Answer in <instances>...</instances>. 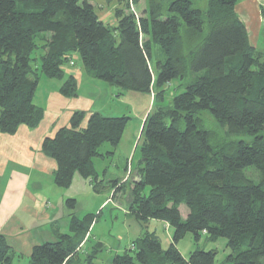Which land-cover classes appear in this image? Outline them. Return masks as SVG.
<instances>
[{"label": "trees", "instance_id": "trees-1", "mask_svg": "<svg viewBox=\"0 0 264 264\" xmlns=\"http://www.w3.org/2000/svg\"><path fill=\"white\" fill-rule=\"evenodd\" d=\"M140 1L104 0L114 8L116 24L109 26L89 0H0V134L42 121L43 108L34 103L41 79L61 82L65 98L78 96L77 77L64 71L76 54L87 76L119 94L152 93L157 103L142 124L129 211L141 224H167L171 241L163 251L146 231L110 264H213L215 250L181 256L176 244L186 234L196 243L224 239L226 263L264 264V54L250 45L237 0H147L138 15ZM172 82L178 85L170 104L162 105ZM200 113L251 141L214 138ZM86 116L73 112L68 126L42 141V153L56 163L57 188H68L78 174L98 192L92 159L103 144L117 147L128 122L91 112L82 127ZM64 206L69 235L54 230L56 240L35 245L27 264H94L92 253L79 258L94 216L77 218L74 199ZM13 259L0 234V264Z\"/></svg>", "mask_w": 264, "mask_h": 264}, {"label": "rangeland", "instance_id": "rangeland-1", "mask_svg": "<svg viewBox=\"0 0 264 264\" xmlns=\"http://www.w3.org/2000/svg\"><path fill=\"white\" fill-rule=\"evenodd\" d=\"M95 7L96 12L106 11L107 5L104 0H89ZM147 7V0H141L136 8L139 12L141 7ZM135 8V7H134ZM258 52V51H257ZM156 55V52H154ZM74 66H65V76L74 75L76 71H81L83 77L78 91L85 99H94V109L101 110L105 117H126L128 122L125 126L123 135L117 147L113 148L109 144H103L98 149V156L92 159L93 167L98 179V192L93 190V184L90 185L88 180H84L78 174H75L70 186L65 189L57 188L51 180L47 178L40 182L42 196L36 209L43 211L46 208L52 213L51 220L54 222L53 229H58L60 235H69L68 221L70 211L64 206L63 201L74 199L76 202L74 215L81 219L86 215H93L95 222L92 224L85 244L80 246L79 258L82 260L86 254H94V264H110L111 258L115 255H121L131 248L132 243L141 237L146 231L155 233L161 242V249L166 251L170 243V234L172 230L165 226L164 222L150 220L145 225L135 220L129 211L131 196V183L134 181L137 168L140 166V132L144 118L151 110L157 106L153 104L152 93H137L132 91L119 94V89L109 86L107 83L87 76L80 68L78 56H73ZM38 64V63H37ZM153 74L155 68L150 63ZM76 76V75H75ZM61 83L57 80L42 79L37 87L34 103L42 106V97L51 89L52 85ZM172 85V87H170ZM166 87L162 105L170 104L173 89L178 82H172ZM78 89V86H77ZM181 90L176 91L180 93ZM92 96V97H91ZM200 123L208 129L214 138L227 139L229 141L243 140L247 143L251 139L241 134H227L224 127H220L207 113H200ZM141 167V166H140ZM251 178L256 179V174L249 170L247 172ZM4 179L0 178V198L4 189ZM117 182V186L114 182ZM118 186H122L116 193ZM148 187L141 191L142 196H148ZM40 206V207H39ZM182 218L184 219L187 210L184 205L179 207ZM38 227L39 224H36ZM29 227L30 232L37 238L43 237L45 240L53 242L55 239L51 235V228ZM37 228V229H35ZM47 228L48 232L43 233ZM47 242V241H45ZM97 245L99 248H97ZM19 247V244L16 245ZM178 252L183 258L199 250H215L216 257L213 264H230L225 262L229 251L226 248L224 239H218L215 242L208 241L205 236L196 243L191 234H186L176 244ZM14 259L12 264H27L28 259L20 256L22 251L13 250Z\"/></svg>", "mask_w": 264, "mask_h": 264}, {"label": "crops", "instance_id": "crops-1", "mask_svg": "<svg viewBox=\"0 0 264 264\" xmlns=\"http://www.w3.org/2000/svg\"><path fill=\"white\" fill-rule=\"evenodd\" d=\"M141 8L142 12L146 7ZM113 9L112 5L107 6L106 11L103 9L98 13L104 24H116ZM235 12L246 29L250 45L264 54V0H237ZM82 74L80 70L74 73L78 80L77 93L80 91ZM60 86L61 83L52 85L43 95L42 106L39 105L43 108V119L35 129L20 126L15 135L0 134V178H5L0 198V234L5 236L12 250L22 251L23 255L20 253V256L26 259L35 245L50 242L46 238L32 235L29 227L36 224H39L38 227L49 226L52 236L53 231L57 230L53 229L54 222L51 220V212L55 209L46 210L47 205L43 211H39L41 208L36 209L43 193L40 182L47 178L53 183V172L56 169V163L42 153V141L54 136L58 129L68 126L75 111L87 113L81 123L82 127L86 125L91 112L102 114L101 110L93 108V98L85 99L80 94L76 98H65L59 93ZM165 226L170 229L167 224ZM44 230L43 233L48 232L47 228Z\"/></svg>", "mask_w": 264, "mask_h": 264}]
</instances>
